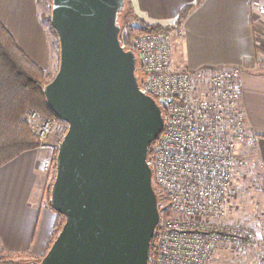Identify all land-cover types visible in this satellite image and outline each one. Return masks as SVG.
<instances>
[{
    "label": "water",
    "instance_id": "obj_1",
    "mask_svg": "<svg viewBox=\"0 0 264 264\" xmlns=\"http://www.w3.org/2000/svg\"><path fill=\"white\" fill-rule=\"evenodd\" d=\"M124 6L51 0L59 61L42 93L67 125L49 194L64 223L32 264H149L159 211L147 156L163 118L139 88L136 55L121 46Z\"/></svg>",
    "mask_w": 264,
    "mask_h": 264
},
{
    "label": "built area",
    "instance_id": "obj_2",
    "mask_svg": "<svg viewBox=\"0 0 264 264\" xmlns=\"http://www.w3.org/2000/svg\"><path fill=\"white\" fill-rule=\"evenodd\" d=\"M259 11L264 18V0ZM120 43L136 55L139 88L155 100L163 118L147 159L159 211L149 264H210L223 248L264 242L262 215L248 223L230 216L238 197L236 150L254 143L239 108L242 71L175 69L167 32L138 35L131 47ZM38 117L33 111L25 114L44 142L55 127L50 122L36 125ZM41 165L44 176L54 178L55 159Z\"/></svg>",
    "mask_w": 264,
    "mask_h": 264
},
{
    "label": "crops",
    "instance_id": "obj_3",
    "mask_svg": "<svg viewBox=\"0 0 264 264\" xmlns=\"http://www.w3.org/2000/svg\"><path fill=\"white\" fill-rule=\"evenodd\" d=\"M137 21L172 25L196 0H126ZM263 0H201L171 33L177 70L234 67L241 74V105L264 179ZM0 24L17 46L45 71L54 67L47 32L35 0H0ZM248 147V146H245ZM44 153L24 152L0 167V250L40 260L54 238L57 214L45 201ZM264 251V246L260 247Z\"/></svg>",
    "mask_w": 264,
    "mask_h": 264
},
{
    "label": "trees",
    "instance_id": "obj_4",
    "mask_svg": "<svg viewBox=\"0 0 264 264\" xmlns=\"http://www.w3.org/2000/svg\"><path fill=\"white\" fill-rule=\"evenodd\" d=\"M124 1V8L126 6L128 7L131 16L132 11L126 0ZM200 2L201 0H196L195 3L183 7L172 25H149L142 20H138L137 25L124 23L125 25L120 28L119 39L120 41H124L127 47H131L132 39L138 35L152 32H172L180 27L181 23ZM124 11L125 9L119 18H121ZM50 29L58 43L55 31L51 26ZM57 50V58L59 61V43ZM137 76L139 78L138 74ZM50 77L47 71L35 65L25 55L7 30L0 24V167L24 152L34 150L38 145L30 125L26 119H23L26 111L33 110L46 119L60 121L48 109L42 93L43 88L51 81ZM151 148L152 144L149 146L148 159L151 156ZM51 180L53 183L54 178ZM50 189L51 185L48 186L46 196L49 207ZM63 223V217L57 214L53 241L58 235ZM152 242L150 250L151 260L154 254ZM14 257H19L20 259L27 258L28 261L26 263L29 262L30 264L39 261L30 259L23 253H7L0 250V264H20V261H14Z\"/></svg>",
    "mask_w": 264,
    "mask_h": 264
},
{
    "label": "rangeland",
    "instance_id": "obj_5",
    "mask_svg": "<svg viewBox=\"0 0 264 264\" xmlns=\"http://www.w3.org/2000/svg\"><path fill=\"white\" fill-rule=\"evenodd\" d=\"M35 1L37 4L39 19L47 32L50 50L54 56V67L52 70L48 71V74L51 76V80L58 69V43L52 30L50 29L51 0ZM124 9V13L121 18L118 19L120 28L125 25L124 23L137 25L138 21L134 16H130L128 7L126 6ZM172 32H169V35H171ZM26 113L27 111L25 114ZM36 113L39 115L36 120V125L50 122L54 125L55 129L53 134L44 142L39 141L38 136L31 132L38 142V145L34 150L42 151L44 153L42 160L55 159L58 150L57 145L63 138L67 130V125L61 121L46 119L38 112ZM25 114L23 115V119H25ZM245 146V144H242L236 150V155L240 160V168L238 169L239 174L237 177L238 197L230 211L231 220L241 223H248V221L256 220L257 217L261 215L264 218V179L260 173L259 163L256 160L253 149ZM51 179L48 178V176L45 177L46 186L44 198L46 202L48 201L46 197L48 186L52 185ZM262 246H264V242L258 243L257 245L246 249L239 247L234 249L223 248L212 258L210 264H264V251L260 250V252L257 253ZM14 261H20V264H30L29 262L26 263L28 261L27 258L20 259L19 257H14Z\"/></svg>",
    "mask_w": 264,
    "mask_h": 264
},
{
    "label": "bare ground",
    "instance_id": "obj_6",
    "mask_svg": "<svg viewBox=\"0 0 264 264\" xmlns=\"http://www.w3.org/2000/svg\"><path fill=\"white\" fill-rule=\"evenodd\" d=\"M239 108H240V109H243V108H242V105H241V101H240V104H239ZM28 124H29V123H28ZM155 141H156V140H155ZM155 141H154V142H155ZM154 142H153V143H154ZM153 143H151V144L153 145ZM151 144H150V145H151ZM253 145H254V143H253ZM148 150H149V149H148ZM57 151H58V150H57ZM56 154H57V153H56ZM147 159H148V157H147ZM55 161H56V157H55ZM55 169H56V163H55ZM151 183H152V182H151ZM156 199H157V198H156ZM155 232H156V231H155ZM154 236H155V235H154ZM153 239H154V238H153Z\"/></svg>",
    "mask_w": 264,
    "mask_h": 264
}]
</instances>
